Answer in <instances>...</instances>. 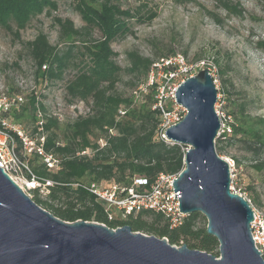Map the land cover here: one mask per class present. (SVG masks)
<instances>
[{"label":"trees","instance_id":"1","mask_svg":"<svg viewBox=\"0 0 264 264\" xmlns=\"http://www.w3.org/2000/svg\"><path fill=\"white\" fill-rule=\"evenodd\" d=\"M122 1L77 0L76 9L84 22L81 28L72 20L57 16V25L68 42L66 50L58 51L43 32L30 42L32 57L38 65L37 78L60 80L71 54L80 59L75 63L79 67L77 75L66 85V96L69 102L81 101L89 108L88 114L65 123L62 136L61 119L47 114L37 95H30L19 111L14 110L15 119L24 123L33 137L38 131V121L43 120L45 150L60 161L57 168L48 169L38 154L29 158L38 179L53 183L46 197L34 189L32 199L64 221L82 219L113 229L128 225L135 232L165 237L172 245H187L219 257V242L207 234V226L201 224L205 220L201 213L187 215L184 223L174 229L163 214L152 210L133 212L126 219L120 215L109 219L106 201L98 199L89 189L92 184L103 188L113 184L128 187L136 176H143L148 179V185L142 189L148 190L160 173L179 174L185 167L186 146L167 143L159 135L161 119L152 108L154 88L145 92L141 89L147 84L155 61L177 52L170 49L156 60L136 51L129 52L126 70L137 77V82L132 83L129 93L116 89L123 69L115 60L117 54L112 43L129 33L133 19H143L138 12L124 9ZM57 8V0H0V24L8 29L25 28L35 17L43 13L50 15ZM153 17L154 14L150 18ZM95 31L101 34L99 38H93ZM228 102L226 108L235 121L231 134L217 138L219 155L225 148L224 140L234 139L248 142L257 155L264 153V117H252L243 103L231 99ZM101 140L106 145L102 146ZM263 166L261 163L258 168Z\"/></svg>","mask_w":264,"mask_h":264},{"label":"rangeland","instance_id":"2","mask_svg":"<svg viewBox=\"0 0 264 264\" xmlns=\"http://www.w3.org/2000/svg\"><path fill=\"white\" fill-rule=\"evenodd\" d=\"M57 2L58 8L50 15L35 17L25 28L8 29L0 24V94L20 91L26 99L37 95L46 113L61 119L62 136L65 123L89 113L84 102H69L66 96V85L77 75L79 67L75 63L80 59L71 54L62 79L43 80L37 78L38 65L30 50V42L41 32L58 51L67 49L57 16L83 27L77 0ZM121 4L143 19H133L129 33L112 43L115 60L123 69L118 91L129 93L137 82V77L126 70L129 52L156 60L174 49L190 62L204 61L203 69L210 68L223 111L233 117L226 108L231 99L245 104L252 117H264V0H123ZM100 36L99 31L93 34L94 39ZM223 144L220 156L235 159L232 187L264 210V166L258 168L264 163V153L257 155L248 142L238 139L224 140ZM201 224L207 226V220Z\"/></svg>","mask_w":264,"mask_h":264},{"label":"water","instance_id":"3","mask_svg":"<svg viewBox=\"0 0 264 264\" xmlns=\"http://www.w3.org/2000/svg\"><path fill=\"white\" fill-rule=\"evenodd\" d=\"M174 94L187 110L165 129L166 137L187 148L185 167L173 181L175 197L180 211L205 217L207 234L219 242V257L128 225L113 229L82 219L64 221L0 168V264H264L252 237V206L232 190L229 162L216 149L221 119L210 69L188 77Z\"/></svg>","mask_w":264,"mask_h":264},{"label":"built area","instance_id":"4","mask_svg":"<svg viewBox=\"0 0 264 264\" xmlns=\"http://www.w3.org/2000/svg\"><path fill=\"white\" fill-rule=\"evenodd\" d=\"M204 64V61L190 62L182 53L162 57L155 61L150 70L147 84L141 87L144 92L148 88H154L155 102L152 108L159 112L161 119L159 135L167 143L173 142L166 137L165 129L167 130L171 125L180 122L187 113V110L177 103L174 93L188 77L203 70ZM25 102V95L20 91L0 94V168L5 170L31 198H33L34 189H39L40 195L46 197L49 193V185L51 186L53 183L51 180L42 182L38 179L29 165V158L38 154L48 169L57 168L60 161L55 155L45 150L46 134L43 120L38 121V131L33 137L25 124L15 119L14 110L19 111ZM215 108L221 119L218 137L231 134L233 117L223 111L218 102ZM101 144L102 146L106 145L103 140H101ZM225 159L229 162L233 182L235 159ZM178 175L160 173L148 190L142 189L143 186L148 185V179L143 176H136L133 185L128 187L113 184L111 187L103 188L92 184L89 189L98 199L106 201L109 219H113L117 215L126 219L133 212L152 210L163 214L167 218L170 228L174 229L182 225L187 216L180 211L179 198L175 197L173 181ZM231 188L234 192L243 195L252 206L254 211V220L251 223L252 237L257 249L264 256V210L255 207L247 195L237 191L234 186L232 187V184Z\"/></svg>","mask_w":264,"mask_h":264}]
</instances>
